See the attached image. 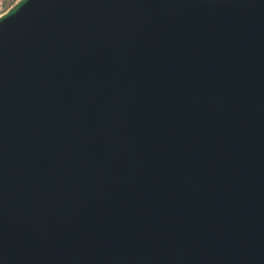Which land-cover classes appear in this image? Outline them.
<instances>
[{"label": "water", "instance_id": "obj_1", "mask_svg": "<svg viewBox=\"0 0 264 264\" xmlns=\"http://www.w3.org/2000/svg\"><path fill=\"white\" fill-rule=\"evenodd\" d=\"M0 264H264V0L1 17Z\"/></svg>", "mask_w": 264, "mask_h": 264}, {"label": "rangeland", "instance_id": "obj_2", "mask_svg": "<svg viewBox=\"0 0 264 264\" xmlns=\"http://www.w3.org/2000/svg\"><path fill=\"white\" fill-rule=\"evenodd\" d=\"M25 0H0V18L16 10Z\"/></svg>", "mask_w": 264, "mask_h": 264}]
</instances>
